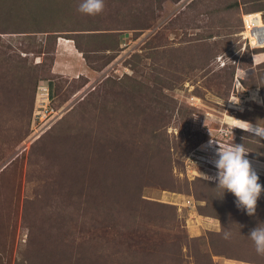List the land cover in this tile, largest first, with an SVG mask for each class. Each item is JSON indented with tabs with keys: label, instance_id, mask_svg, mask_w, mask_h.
<instances>
[{
	"label": "rangeland",
	"instance_id": "1",
	"mask_svg": "<svg viewBox=\"0 0 264 264\" xmlns=\"http://www.w3.org/2000/svg\"><path fill=\"white\" fill-rule=\"evenodd\" d=\"M26 1L0 12V264H263L216 239L217 206L199 199L219 145L245 143L264 177V138L232 129L264 125L263 73L246 62L264 46L239 31L250 6L105 0L90 16L80 0ZM39 6L41 30L19 32ZM77 32L97 34L80 40L89 70L71 58L53 73Z\"/></svg>",
	"mask_w": 264,
	"mask_h": 264
},
{
	"label": "trees",
	"instance_id": "2",
	"mask_svg": "<svg viewBox=\"0 0 264 264\" xmlns=\"http://www.w3.org/2000/svg\"><path fill=\"white\" fill-rule=\"evenodd\" d=\"M8 1L9 3L5 4L6 9H3L4 2L3 0H0V12L2 10L4 13H7L8 16L12 15V13L18 9L19 5H21L22 7L24 4H27L26 0H8ZM173 1L177 2L178 0H173ZM216 2L218 3L221 2L223 5L221 9L225 11H231L234 8L238 9L240 5L242 4L244 5L247 4L248 6H250V8H246V11H245L246 14L264 11V0H217ZM35 7H38V5L36 4ZM39 8H41L39 11V14L37 15L32 14L33 25L36 27V29H34L33 31H19V32H39V30H41L42 22H41L40 15L42 12L47 11L48 9L45 6H39ZM19 13L22 15L21 10H19ZM30 13L27 15H31ZM34 14H36V12H34ZM245 19L247 21V26H248L246 35L247 36L251 35L252 41L256 42L257 44V41H254L255 38L253 37V34L251 32H250L251 34L249 33V30L252 28V24H250V16L247 15ZM261 19L264 23V14H262ZM241 29H243L242 19L240 20L239 31H241ZM54 36L55 34L52 33L50 38ZM94 36L97 37V34L94 32L93 33L77 32V34L75 33V36H73L72 38L66 37V39H73L75 43L74 44L75 48L82 54L83 58H86L88 53L95 52V50H88V49L86 50L82 46L80 40H83L86 37L90 38ZM257 40L258 42H260V44L263 43V40H260V38H258ZM262 49H264V47ZM247 56H248V59H246V62L249 64L256 63L258 65V68L261 69V73H263V81H262L263 84L260 85V91H261L263 101H264V61L263 62L261 61V59L263 58L259 55L251 56L250 54H247ZM244 57L246 56L244 55ZM259 182L262 184V186H264V177H259ZM215 185H216V181H213L212 185L210 184L209 187L207 188L208 192L206 191L203 192V194L199 196L200 197L199 199L203 201H207L209 206H214V205L217 206L216 208L218 209V214L216 218L220 220L221 230L215 235L216 239L217 240L219 239L225 244L231 242L233 250H238L239 248L240 251L245 253V249H246V253L256 255L257 252L255 250L254 244L251 241V239L248 237V234L253 228L258 226L259 223L264 222V191H262L261 196L258 199L256 213L250 216L247 214L245 210H242L236 206L235 204L236 197L234 196L233 193L225 192L222 198H216L219 195V191L216 188H214ZM216 192L217 194L214 195V193ZM225 200L229 202V207L225 209L219 208L220 203L224 202ZM208 213L212 214L210 210H208ZM226 230H230L232 233L231 238L229 239L224 238L223 234ZM258 257H260L261 259H264V256L258 255ZM79 260L80 258H78L76 254L74 255L71 253V264H80ZM252 261H257V263H260L259 260L255 258H253Z\"/></svg>",
	"mask_w": 264,
	"mask_h": 264
},
{
	"label": "clouds",
	"instance_id": "3",
	"mask_svg": "<svg viewBox=\"0 0 264 264\" xmlns=\"http://www.w3.org/2000/svg\"><path fill=\"white\" fill-rule=\"evenodd\" d=\"M104 8L105 0H80L78 5V11L90 16L102 13ZM254 28L264 29V25H255ZM253 37L257 40L256 33H253ZM257 44H260L258 40ZM233 103H240L239 96ZM243 122L242 125L232 126V129L233 127H239L246 130L251 137L259 140L264 138V125L259 123L252 124L247 121ZM212 144L213 142L209 141L210 147ZM214 151L215 158L211 162L217 172L215 176L208 177V179L216 181L214 188L219 191V195L216 198H222L225 192H231L236 197V206L245 210L248 215H254L258 199L262 191H264V186L259 182V175L246 155L251 151L248 150L245 143H230L224 147L219 145ZM223 235L225 239H229L232 233L230 230H226ZM248 237L253 242L257 254L264 256V222L253 228Z\"/></svg>",
	"mask_w": 264,
	"mask_h": 264
},
{
	"label": "crops",
	"instance_id": "4",
	"mask_svg": "<svg viewBox=\"0 0 264 264\" xmlns=\"http://www.w3.org/2000/svg\"><path fill=\"white\" fill-rule=\"evenodd\" d=\"M71 58L81 61L79 64L80 70L82 68L88 69L86 63L82 62L84 61L82 54L75 48L74 44H71V40L65 38L57 40L55 58L52 64L53 73L58 75H71Z\"/></svg>",
	"mask_w": 264,
	"mask_h": 264
},
{
	"label": "built area",
	"instance_id": "5",
	"mask_svg": "<svg viewBox=\"0 0 264 264\" xmlns=\"http://www.w3.org/2000/svg\"><path fill=\"white\" fill-rule=\"evenodd\" d=\"M246 16V15H245ZM245 16L243 17V32H242V36L245 40H248V42L246 41V44L250 47V48H256V47H259V46H264V29H256L254 27H252L250 30H249V33L251 32L252 34L253 33H256V36H257V39L260 38V40H263V43L258 45L256 44V42H253L252 39H251V35L250 36H247L246 35V32H247V21L245 19ZM263 23V22H262ZM264 25V23H263ZM250 33V34H251ZM254 41H257L256 39ZM190 203V201H188Z\"/></svg>",
	"mask_w": 264,
	"mask_h": 264
}]
</instances>
